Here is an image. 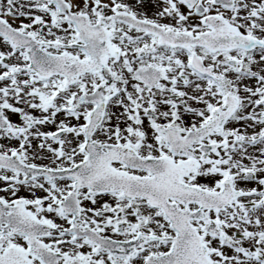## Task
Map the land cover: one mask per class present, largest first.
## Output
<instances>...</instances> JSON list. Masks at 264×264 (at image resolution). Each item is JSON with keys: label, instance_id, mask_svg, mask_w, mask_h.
<instances>
[{"label": "snow or ice", "instance_id": "obj_1", "mask_svg": "<svg viewBox=\"0 0 264 264\" xmlns=\"http://www.w3.org/2000/svg\"><path fill=\"white\" fill-rule=\"evenodd\" d=\"M0 264H264V0H0Z\"/></svg>", "mask_w": 264, "mask_h": 264}]
</instances>
